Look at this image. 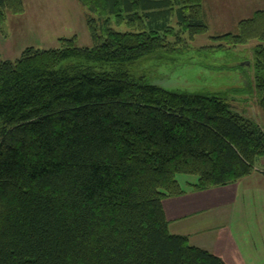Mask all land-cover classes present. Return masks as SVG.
Returning a JSON list of instances; mask_svg holds the SVG:
<instances>
[{"label":"trees","instance_id":"obj_1","mask_svg":"<svg viewBox=\"0 0 264 264\" xmlns=\"http://www.w3.org/2000/svg\"><path fill=\"white\" fill-rule=\"evenodd\" d=\"M77 1L90 46L62 38L0 61V264H225L170 234L162 204L249 176L264 130L224 97L167 91L131 71L169 49L173 20L187 43L205 34L203 1ZM24 11L23 0H0V30ZM111 17L133 27L116 31ZM237 29L217 40L264 43V11ZM254 57L264 112V44ZM178 175L196 181L184 188Z\"/></svg>","mask_w":264,"mask_h":264},{"label":"rangeland","instance_id":"obj_2","mask_svg":"<svg viewBox=\"0 0 264 264\" xmlns=\"http://www.w3.org/2000/svg\"><path fill=\"white\" fill-rule=\"evenodd\" d=\"M208 30L186 42L187 36L172 21L173 33L168 36L170 47L155 56L139 60L131 67L132 74L146 83L167 91L185 94L216 95L224 97L232 110L255 121L264 130V112L257 102L254 89L255 57L258 45L251 40L243 46H231L217 40L227 34H236L237 12L243 11L245 19L255 12L264 11V0H226L223 17L213 18L205 7ZM22 15L6 17L0 30V61H15L26 48L49 50L59 47L62 38H75L79 47L90 46L86 25V10L77 0H23ZM221 6V1H217ZM250 8L244 10V5ZM91 17L95 18L94 15ZM229 17V18H228ZM233 19V20H232ZM244 19V16L241 18ZM231 21L233 23H231ZM116 31H127L125 22L111 17ZM176 34V35H175ZM216 39V40H215ZM180 40V41H178ZM182 186L195 182L196 177L178 175Z\"/></svg>","mask_w":264,"mask_h":264},{"label":"crops","instance_id":"obj_3","mask_svg":"<svg viewBox=\"0 0 264 264\" xmlns=\"http://www.w3.org/2000/svg\"><path fill=\"white\" fill-rule=\"evenodd\" d=\"M205 1L213 18L223 17L226 0ZM249 8L245 4L243 9ZM237 14L235 23L246 18V12ZM162 207L170 234L185 236L225 264H264V157L234 184L202 192L187 189L180 197L164 200Z\"/></svg>","mask_w":264,"mask_h":264}]
</instances>
